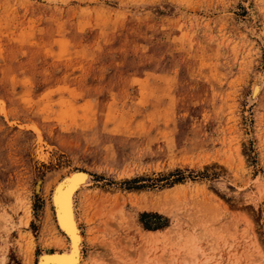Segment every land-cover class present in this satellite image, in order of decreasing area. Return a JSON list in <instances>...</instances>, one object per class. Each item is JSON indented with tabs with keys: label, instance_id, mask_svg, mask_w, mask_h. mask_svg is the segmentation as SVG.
<instances>
[{
	"label": "rangeland",
	"instance_id": "374dc122",
	"mask_svg": "<svg viewBox=\"0 0 264 264\" xmlns=\"http://www.w3.org/2000/svg\"><path fill=\"white\" fill-rule=\"evenodd\" d=\"M74 171L80 264H264V0H0V264Z\"/></svg>",
	"mask_w": 264,
	"mask_h": 264
},
{
	"label": "bare ground",
	"instance_id": "6f19581e",
	"mask_svg": "<svg viewBox=\"0 0 264 264\" xmlns=\"http://www.w3.org/2000/svg\"><path fill=\"white\" fill-rule=\"evenodd\" d=\"M260 89H261V84H258V83L253 84L251 100L256 99L257 95L260 92ZM87 182H88V175H86L85 173L79 172V171L78 172L74 171V173H70L66 176H63L57 183H55V185H54V187L50 193L51 194V196H50L51 209H52V214H53V218H54V224H55L56 232L61 236V238H60L61 241H63V240L66 241V244H67L66 248L67 249L64 251L46 252V253L41 254L38 264H80L81 254H82L81 253L82 252L81 251V245H82L83 238L81 235L80 228L78 226L79 225L78 224L79 218L77 217L75 197H76L77 192L80 189H82V187L86 186ZM39 187H40L39 184L37 186L35 185L36 190H39ZM52 242H51V244H52ZM250 245H252V244H250ZM64 246H65V244H64ZM59 247H61V246H59ZM63 249H65V248H63ZM256 249H254V250H256ZM257 255H258V252H257ZM257 255H255V257H257ZM150 259H152V258H150ZM250 260H251L249 262L250 264H257L259 262L257 259H253V258ZM260 260H262V257L260 258ZM145 261L146 260H144V262ZM194 261H195V259H194ZM198 261H199V259H198ZM198 261H196V262H198ZM247 261H249V260H247ZM170 262H171V264H173L172 261H170ZM192 262H190V263L192 264ZM206 263H207V261H206ZM161 264H163V263H161ZM199 264H200V262H199ZM201 264H203V263H201Z\"/></svg>",
	"mask_w": 264,
	"mask_h": 264
},
{
	"label": "trees",
	"instance_id": "16d2710c",
	"mask_svg": "<svg viewBox=\"0 0 264 264\" xmlns=\"http://www.w3.org/2000/svg\"><path fill=\"white\" fill-rule=\"evenodd\" d=\"M145 215V214H144Z\"/></svg>",
	"mask_w": 264,
	"mask_h": 264
}]
</instances>
